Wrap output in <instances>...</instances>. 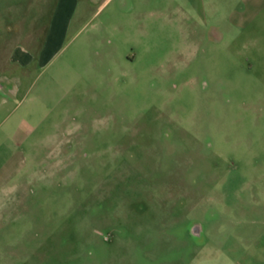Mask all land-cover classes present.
Segmentation results:
<instances>
[{
	"label": "rangeland",
	"instance_id": "rangeland-1",
	"mask_svg": "<svg viewBox=\"0 0 264 264\" xmlns=\"http://www.w3.org/2000/svg\"><path fill=\"white\" fill-rule=\"evenodd\" d=\"M56 1L0 0V264H264V0Z\"/></svg>",
	"mask_w": 264,
	"mask_h": 264
},
{
	"label": "crops",
	"instance_id": "crops-1",
	"mask_svg": "<svg viewBox=\"0 0 264 264\" xmlns=\"http://www.w3.org/2000/svg\"><path fill=\"white\" fill-rule=\"evenodd\" d=\"M80 0H57L56 1V9H55V17L51 20L50 24L47 26V45L50 43V38L58 37L59 33L64 32L67 30L72 21V17L76 13V10L79 8ZM260 11L258 9L254 10V16L258 14ZM51 36V37H50ZM28 58H31L30 55L27 54L26 51H16L11 54L10 59L14 61L24 62Z\"/></svg>",
	"mask_w": 264,
	"mask_h": 264
}]
</instances>
